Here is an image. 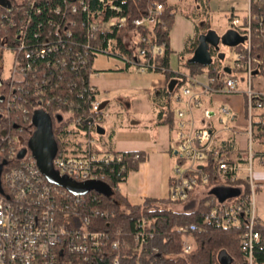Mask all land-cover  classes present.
Segmentation results:
<instances>
[{
    "label": "built area",
    "instance_id": "2783aa9c",
    "mask_svg": "<svg viewBox=\"0 0 264 264\" xmlns=\"http://www.w3.org/2000/svg\"><path fill=\"white\" fill-rule=\"evenodd\" d=\"M51 1L11 0L6 14H0V29L4 31L0 32V61L3 51L11 54L10 69L0 78L6 89L0 107V264H92L95 255L105 254L106 246L118 251L119 238H112L106 230L93 225L94 216H108V211L99 207L97 197L86 196L90 190L87 194H72L49 183L25 139L35 133L30 129L35 127L34 113L45 114L55 127L52 136L67 141L62 149L56 147L51 161L54 171L77 184L103 181L104 166L119 163L121 155L95 148L97 128L104 115L102 95L93 83L97 71L92 63L98 55H105L115 58L123 67L128 64L144 71L153 68L144 58L161 54L163 49L156 44L141 47L138 37L130 34L137 40L127 43L125 37L123 44L132 49V55L127 57L121 52L114 34L124 27L125 18L115 3L117 0H97V7L91 6V0H59L53 4ZM253 4L261 7L264 0H247L241 16L228 17L229 28L238 34L241 43L232 64L219 65L220 86L213 88L208 75L203 85L205 91L213 94L244 96L247 146L238 157L231 158L212 146V138L204 128L187 127L184 110H176L173 152L183 163L175 161L172 167L174 186L167 198L185 199L189 191L200 186L198 183H207L209 174L203 169L208 162L214 164L217 184L243 180L247 192L213 207L204 220L233 226L243 217L245 229L240 251L244 263L264 264V259L258 261L256 255L257 249L264 252V245L256 247L260 235L254 229L256 186L252 179L253 163L264 166V92L252 88L255 76L264 77V13H253ZM41 5L51 7L57 21L49 19L50 27L34 43L27 35L32 21L30 12L39 13ZM161 10V3L150 4L131 23L135 27H151L159 22ZM78 34L85 37L74 39ZM183 97H188L187 106L200 104L190 86L179 88L172 101L178 103ZM24 104L32 112L30 117ZM218 113L230 115L232 111L220 106ZM59 126H65V131L59 132ZM254 144L258 146L256 150ZM121 171L128 175L127 166L122 165ZM94 202L97 207L90 206ZM149 226L150 221L136 223L130 243L133 251H139L146 237L152 236ZM178 230L184 232L186 228ZM189 230L194 231L195 226L190 225ZM179 248L184 254L191 252L192 236L183 235ZM119 263L117 252L113 264Z\"/></svg>",
    "mask_w": 264,
    "mask_h": 264
},
{
    "label": "trees",
    "instance_id": "16d2710c",
    "mask_svg": "<svg viewBox=\"0 0 264 264\" xmlns=\"http://www.w3.org/2000/svg\"><path fill=\"white\" fill-rule=\"evenodd\" d=\"M0 1V14H6L11 0ZM54 2H59V0H52L51 4ZM90 2L92 7L99 5L97 0H91ZM199 2L198 8H200L192 13L196 16L197 21L207 14L209 0H199ZM115 3L121 7L125 18L124 27L115 31L114 34L121 52L127 57L132 55V49L123 44V38L130 34L138 37V45L141 47H147L150 44L162 45L161 54H157L152 58L146 56L144 60L153 66L149 70L161 71L165 77L166 86L162 91L153 94V100L162 102L160 105L156 104L159 107H164L159 116H164V122H167L173 128L174 113L170 109L173 94L184 84L189 83V78H193L203 71L211 78V86L213 88L219 87V65L214 62L204 67L186 60L182 64L186 69V75L172 72L168 65L170 54L169 32L173 24L175 6L170 5L167 0H117ZM155 3L162 4V10L158 15L159 22L151 27L133 26L132 19L144 13L148 5ZM258 11L264 13V5L260 7L258 4H253L252 12L257 13ZM30 13L32 21L27 35L31 42L37 43L41 34L50 27L49 19L55 22L57 16L53 14L51 7L43 5H41L39 13H36L35 10ZM0 22H2L1 18ZM197 28L200 34L210 29V26L207 22H198ZM0 32H4L3 29H0ZM33 34L36 37H33ZM82 37H85V35H74V39L81 40ZM196 45L197 38L191 52H193ZM234 48L238 50L240 45H236ZM125 66H128V64ZM70 75L69 77L73 76L71 73ZM170 83H173L172 86ZM2 84L0 79V107L3 105L2 95L6 92L5 86ZM65 92H67V89ZM82 101L80 99V102ZM24 105L26 106V104ZM27 110L28 117H30L32 112L29 107H27ZM50 124L52 132L55 127L52 125V121ZM30 129L32 132L36 131L33 126H30ZM58 130L59 132L65 131V126H59ZM53 139L59 149L67 144V141H61L58 137L53 136ZM25 140L29 146L31 137H27ZM110 153L121 155V161L119 163L111 162L104 166L103 173L105 177L103 181L98 182L100 188L91 189L88 194L86 193V196L95 195L99 201V207L108 211L106 217L94 216L92 218L93 225L98 229L106 230L112 238H119L121 246L118 251L110 250L106 246L105 254L95 255L92 264H113L114 255L117 252H119V264H245L240 251V238L245 229V219L240 217L239 224L233 226L217 225L213 219L204 220L213 207L228 199H235L240 192H243L242 194L247 192L248 188L243 180L234 182L226 180L222 185L217 184L214 164L208 162V165L203 169L204 173L209 174L208 182L205 184L198 183L200 186L196 185L192 191H189L185 199L144 198L140 203L134 204L129 202L118 190L119 184L125 182L127 175V171H121V167L125 165L128 171L133 170L144 157L133 152L112 151ZM134 156L136 158H133ZM174 158L176 163H183L179 155H175ZM169 185L170 188L174 186V178L169 179ZM198 188H203L205 197L195 198L194 193ZM96 205L98 204L94 202L90 206L97 207ZM178 205H182L181 210L175 209ZM139 221H150L148 229L152 232V236L150 238L146 237L139 251H133L130 243L133 241L135 226ZM190 225L195 226L194 231L189 230ZM179 227H185L186 231H179ZM254 229L260 235L256 247L264 245V222L256 220ZM183 235H191L194 243L193 250L186 254L180 252L179 248ZM257 250H259L256 254L258 261L263 260V250Z\"/></svg>",
    "mask_w": 264,
    "mask_h": 264
},
{
    "label": "crops",
    "instance_id": "0c3cea01",
    "mask_svg": "<svg viewBox=\"0 0 264 264\" xmlns=\"http://www.w3.org/2000/svg\"><path fill=\"white\" fill-rule=\"evenodd\" d=\"M167 2L175 6L173 24L169 32L168 65L172 72L186 75V69L182 64L191 58L193 53L191 48L199 34L198 21L192 13L200 8H198L200 2L199 0H167ZM246 3L247 0H239L236 3L209 0L207 14L203 16L210 26L216 12H223L226 19L230 14L241 16L245 11ZM210 29L213 28L210 26ZM135 39L128 36L126 42L130 43ZM256 77L262 76L253 78L254 91H256L254 85ZM207 81V73L203 71L189 78V83L182 86H190L193 95L200 101L199 105L187 106L185 101L188 97H183L178 103L171 101L170 109L173 113L176 110H184L187 127L204 128L211 136L214 148L224 151L231 158H236L247 146L244 96L207 92L203 86ZM93 83L102 95L104 115L96 150L133 152L144 157L135 169L128 172L125 182L118 187L119 192L129 202L131 198L138 199L137 203L144 198H167L170 190L169 179L172 177V167L175 163L174 127L164 122V116H159L164 107L156 104L160 105L162 102L153 100V94L162 91L166 86L163 73L154 70L140 71L129 65L123 67L121 64L120 67L98 70ZM220 106L228 107L232 114L220 115L218 113ZM210 112L213 114L210 115ZM216 112L218 116L214 119ZM253 147L255 150L258 148L256 144ZM244 175L242 172L240 176ZM252 179L256 186L254 198L256 219L264 222V166L256 161L253 163ZM204 192L203 188H198L194 194L200 195ZM178 207L182 205L176 208Z\"/></svg>",
    "mask_w": 264,
    "mask_h": 264
},
{
    "label": "water",
    "instance_id": "95a60500",
    "mask_svg": "<svg viewBox=\"0 0 264 264\" xmlns=\"http://www.w3.org/2000/svg\"><path fill=\"white\" fill-rule=\"evenodd\" d=\"M239 41L238 34L231 29L222 35L217 34L213 29H208L197 36V45L188 61L204 67L209 66L214 63L211 50L218 51L220 44L235 47ZM172 84L170 83L171 86ZM209 114L212 115L213 113L210 112ZM32 122L36 127V131L31 138L29 147L36 159L40 172L49 183L65 188L72 194H84L91 189L100 188L97 182L77 184L67 177L59 176L54 171L51 163L56 151V145L52 136L50 121L45 114L35 112ZM100 131L101 128L98 127L97 132L100 133ZM175 154L176 151H174Z\"/></svg>",
    "mask_w": 264,
    "mask_h": 264
},
{
    "label": "rangeland",
    "instance_id": "374dc122",
    "mask_svg": "<svg viewBox=\"0 0 264 264\" xmlns=\"http://www.w3.org/2000/svg\"><path fill=\"white\" fill-rule=\"evenodd\" d=\"M224 1L227 3H230V1L236 3L239 0H224ZM198 22H200V23L204 22L205 23L206 19L201 18V19H199ZM210 26L214 29V31H217L218 33H220L219 35H222L224 32L230 30L228 18L226 19L225 14L223 12H216L214 14V20ZM235 53H236V49L234 47H229L225 44H220L219 50L217 52V56L215 55L216 57H214L213 61L216 62L218 60V63L220 65H231L232 60L235 57ZM10 59H11L10 52L3 51L2 52V61H0V67L2 66L0 78L5 77L7 75V72L9 71L10 64H11ZM117 66H119V67L121 66V63L118 60H116L113 57H107L105 55H98L92 63V67L97 71L98 70H106V69H110V68H116ZM254 85H255L256 91L258 93H262L263 92V86H264V79L262 77H256ZM242 87L243 86L241 85V88ZM215 110H217V108ZM217 116H218V114L216 112V117L214 116V119H217ZM164 196H166V193H164ZM197 197L199 199L203 198V197H205V194H203V193L200 195L195 194V198H197ZM130 201L132 203L139 202L138 199H132V198L130 199ZM175 209L180 210V209H182V207H178Z\"/></svg>",
    "mask_w": 264,
    "mask_h": 264
},
{
    "label": "flooded vegetation",
    "instance_id": "af4514ba",
    "mask_svg": "<svg viewBox=\"0 0 264 264\" xmlns=\"http://www.w3.org/2000/svg\"><path fill=\"white\" fill-rule=\"evenodd\" d=\"M240 38V37H239ZM241 43V38H240V41H239V43L238 44H240ZM237 44V45H238ZM211 52H212V55H213V59H214V57H216L217 56V52L218 51H214V50H211ZM216 53V54H215ZM216 55V56H215ZM216 64H218L219 65V63H218V60L215 62Z\"/></svg>",
    "mask_w": 264,
    "mask_h": 264
}]
</instances>
